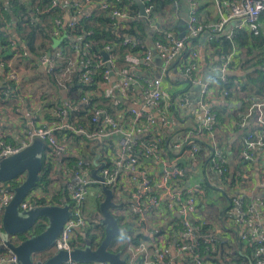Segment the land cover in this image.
<instances>
[{
    "label": "built area",
    "instance_id": "1",
    "mask_svg": "<svg viewBox=\"0 0 264 264\" xmlns=\"http://www.w3.org/2000/svg\"><path fill=\"white\" fill-rule=\"evenodd\" d=\"M214 3L222 9L220 19L217 22L203 26L196 17L195 11H197V7L194 4L186 20V34L181 39L173 38L168 33L165 34V43L157 42L152 45L156 54H159L164 62L174 61L180 51L183 50L187 42L186 39L196 37L201 32L208 33L209 41H216V37H220L232 21L236 22V24L224 35L225 38L232 39L235 35V30L241 28H247L254 35L258 34V20L260 15L264 13V0H214ZM96 8L105 10L108 8V4L99 3L96 5ZM145 12L148 17L149 9L146 7ZM109 14L118 19H127L126 13L122 11L112 10ZM67 21L68 18L65 17L64 24L73 27L74 23H67ZM54 24L60 26L62 22L60 19H56ZM129 43H131L130 39L124 41V44L128 45ZM12 49L15 52L18 51L14 45ZM77 50L78 47H74V55L71 58H66L65 53L56 49L40 56L35 61V64L26 62L8 63L6 79L14 83L15 88L13 92H16V94L13 97H9V94L3 93L5 94L4 99L11 100L14 98L17 101L22 89L27 90L29 88L33 90L30 92L34 99L35 109H42L47 102L46 96L52 91V87L50 88V85L44 81L32 83L27 80L28 76H36L34 65L37 68L44 67L46 71L55 70L53 77L57 80L58 88L62 90L64 87L62 84L66 78L78 69ZM105 52L108 55L106 61L100 55V57L96 56L94 61H92L93 64H89V60L82 63V71L79 74L80 83L90 84L95 69L103 65L106 67L107 64L112 66V55L109 47H105ZM27 55L26 52L22 54L24 57ZM150 57L151 52L148 50L144 58H142L145 65L149 64ZM231 61L232 56L229 54L222 57L220 65L215 66L214 72L220 75L222 82H225L226 76L224 72L229 69ZM178 69L191 87L200 86L197 104L203 111V120L201 124L195 127V132L191 135L203 136L209 140L212 137L216 121L215 115L208 103L207 84L206 82L200 83L197 77L194 76V72L197 69V54L195 52L190 53L186 60L178 63ZM111 71L107 69L104 78L109 79ZM2 72V65H0V74ZM118 76L123 77L121 84L124 88H127L136 81L130 75H126V73H118ZM160 83V78L151 77L140 84L142 101L133 104V108L126 111L125 118L128 120L126 121L128 122V126L127 124H120L113 116L99 109L94 110L90 119L91 123L96 124L93 130L87 131L81 125L72 126L67 123L66 117L68 111L71 108L73 109V107L66 101L63 107L57 111V117L61 119L60 122H43L40 113H35L33 118H29L27 129L17 142H7L9 134H4L0 131V159L22 151L34 140H39L44 144L43 157L44 155L48 157L53 155L69 156L73 149H75L73 148L74 142L71 137L60 136L59 134V132L66 129L87 139L102 137V140H106L107 138L109 140L112 138V135L118 136L115 147L111 148L107 156L109 164L106 167L104 163L100 167L97 180L93 181L90 177L91 160L87 161L79 157L75 165L71 167L67 165V168L63 169L67 177L63 191L69 199L70 216L54 242V251H70L73 248H78L73 243V238L75 232L85 229L89 223L88 217L84 214L83 204L90 185L98 184L107 189L109 187L113 188L119 177L122 174H127L130 180L129 210L131 213L138 215V220H135V224L141 226L142 235H149L150 237L153 235L150 231L149 222L151 210L158 212V217H160V212L164 216L166 213H171L172 216H176L179 219L181 226V239L176 243L163 245L162 248H160V235L157 237L158 248L155 245L151 246L147 243L148 241L144 240H139L136 244L126 241L125 252L128 255V262L131 263L133 260H136L134 264L137 261H139V264H181L180 260L188 258L190 264H209L204 261V253L200 250L197 237L199 227L204 225L205 221L194 217V214L198 210L197 197L198 195L205 197V191L201 184L189 185L183 189L179 185L184 178V170L179 162L181 159L193 158L198 151V147L191 146L188 149H183L182 143L176 142L172 145L175 153L171 157L164 158L158 152L160 150L158 149V143L162 138L157 128L158 121L156 116L164 105V103L162 104L164 102V95L161 91ZM220 95L224 98L226 92H222ZM1 100L2 98L0 97ZM21 101L19 100L18 102ZM83 102H85V99H83ZM179 102L180 105H184L188 104L189 100L184 95L181 96ZM252 112L254 113L255 123L260 126V132H250L243 141L244 150L242 156L247 160L252 159L253 151L257 149L264 155V104L253 102L247 111L246 118L250 117ZM49 113L53 114L52 109H49ZM12 114L19 115V108L17 106L12 109ZM243 125L244 122L242 121L240 128ZM143 126L147 127L146 131L152 129V137L147 140H137L135 133ZM204 131L207 132L204 133ZM186 136L190 135L187 134ZM105 143V141H102L101 146H104ZM208 161L210 168L220 177L226 179L228 172V168L226 167L227 159L216 144L211 146V150L208 153ZM151 162L157 164L159 168L158 172L151 168ZM24 178L25 174L22 173L14 179L11 185H8L9 188L7 186H0V264H17L15 255L4 245L1 218L4 206L13 196L12 190L19 186ZM237 190L239 188L235 187L234 196L231 195L230 202L234 208L240 227L239 237L246 242H256L258 244L256 254H264V226L261 225L264 215V201L248 198L245 203L243 196L235 192ZM30 197L28 196L27 199L22 200L18 206L19 210L30 209L31 202L34 201L33 196ZM194 222L197 223L194 224ZM203 243L214 244L212 235L207 236ZM167 249H170L171 253ZM62 264L76 263L68 260ZM257 264H264V259L257 260Z\"/></svg>",
    "mask_w": 264,
    "mask_h": 264
},
{
    "label": "trees",
    "instance_id": "2",
    "mask_svg": "<svg viewBox=\"0 0 264 264\" xmlns=\"http://www.w3.org/2000/svg\"><path fill=\"white\" fill-rule=\"evenodd\" d=\"M84 5L91 3L92 0H80ZM144 6L149 9L148 17L145 19V23L149 26L150 23L154 21V17L160 15L165 11V8L168 9L170 7V11L174 14H178L179 4H181V0H141ZM204 1V5L202 7H207L210 3L214 2V0H202ZM221 1V0H218ZM6 3V4H5ZM102 3L108 4V8L105 10L97 8L90 17L83 18L81 20H77L76 14L77 11L81 10L83 4L73 3L71 5L72 10L70 9L67 15L65 14L64 10L56 3L54 0H0V29L5 26L14 23L15 30L18 36V40H14L10 37L9 34L4 33L0 30V65H2L3 72L0 74V97L2 100L0 101V106L12 105L13 102L9 100H5V94H9V97H13L16 92H13L15 85L12 81L6 79V73L8 71L7 64L9 61L12 62H26L35 64V61L48 52H52L51 48V41L55 38L56 35H65L66 38L63 39L61 44L55 48L54 50L58 49L61 52L65 53L66 58L73 57L74 47H78L77 53L78 63H85L88 61L89 64H93L92 61L96 58V56L100 57L102 52H105V47H109L111 52L112 58V68L113 74L115 73H126V75H130L134 78L135 75L129 70L125 69L130 64V57L134 58V55L144 58L145 53L148 49L142 44L144 39L146 38V33L144 27L140 26L139 24H134L131 22H127L126 20H119L115 17H112L109 13L112 10H118L122 12H126L128 15H135L137 12V7L134 4H130L127 0L115 1V0H105ZM177 6V7H176ZM196 17L198 18L199 22L206 26L207 20L203 16L199 17L197 15V11H195ZM68 18V22L74 23L73 27H69L64 24V18ZM56 19H60L62 24L60 26H56L54 21ZM144 23V22H143ZM144 23V24H145ZM147 26V27H148ZM170 26V25H168ZM160 27V26H159ZM161 27H164L161 26ZM164 29V30H163ZM162 32L160 33L159 30H156L151 33V42L152 44H156L157 42L165 43V34L170 33L172 30L168 27L163 28ZM237 32L239 33L237 35ZM57 33V34H55ZM198 34L196 37H191L186 39V44L181 50L182 56L176 57L175 60L183 62L187 59L188 55L194 51L189 49V45L194 43H198L199 36L202 34ZM244 34V33H243ZM241 31L235 30V35L232 39L225 37H216V41L209 42L211 47L215 49V54L218 56L219 60L215 64L220 65L222 63V57L226 55H231L232 53L236 52V47L240 44V41H245L246 39L250 41V37L243 35ZM236 37V38H235ZM70 38L80 39L81 42L79 44L71 42ZM126 39H130L131 43L124 44ZM256 39H252L251 43L254 42ZM14 43V44H12ZM16 46L18 51L12 49V46ZM23 52H26L27 56H22ZM196 53V52H195ZM186 58V59H184ZM174 60V61H175ZM198 63V62H197ZM258 67V72L260 76V83L257 81L252 82L251 80L246 83H240L237 78L234 77H225V82L220 80V75L216 74L212 76L210 82L216 87V91L218 95L222 92H226L224 99L230 101L233 97L238 95V92H246L247 99L255 98V96L250 97V93L255 94L260 91L261 87L260 84L264 81V49L260 54V58L256 60V64ZM230 66H233V58L230 62ZM36 68V76L33 80L36 81H44L48 85L57 88L61 91V95H55L52 99L50 98L49 101L46 102L45 108L52 109L53 114L45 113L44 118L45 121L48 123L51 122H60L61 119L57 117V111H59L63 104L67 101L73 107V109L68 111V115L66 117V121L68 124L72 126L81 125L86 128L87 131H91L95 128L96 124L91 123L90 119L94 110L99 109L104 111L105 113H113L111 110V104L113 103L108 98L99 95L101 91L100 85L106 78H104L105 72L107 68L103 65L100 68L94 70L93 79L90 84H83L79 81V74L80 71H75L71 76L66 78L63 82V89L60 90L57 86V80L53 77V71H46L43 70L41 73L37 71L36 65H34V69ZM194 76H196V72H194ZM197 77V76H196ZM149 78H146V81ZM136 80V79H135ZM142 81V82H144ZM187 81V80H186ZM5 93V94H3ZM85 99V102H83ZM250 99V105L248 108H244L245 103H242L243 107L241 106V118L238 120V123H246L250 119H254V113H251V116L246 118V114L250 106L252 105L253 101ZM11 100H14L11 99ZM114 104V103H113ZM119 105V104H118ZM15 106H13L14 108ZM120 107V105H119ZM121 109V108H120ZM177 109L175 108L172 112L177 114ZM214 113V118L216 124L213 128L212 137H210L207 142H203L202 139L197 138L195 134L191 135L195 132L194 128H184L180 134L179 139L182 143L183 149H188L191 146H199L205 145L207 152L211 150V146L216 144V146L222 151L223 148L220 146L219 141L217 139V135L215 134L218 125H221L223 121L221 120V115L219 113ZM127 112L125 111V114ZM174 114V115H175ZM252 117V118H251ZM240 121V122H239ZM238 127V126H237ZM256 131H252L253 133L260 132V126L256 123ZM240 129V128H239ZM207 131H204L206 133ZM251 132V131H250ZM245 132L242 135V141L240 142L241 148L239 147V153H242L244 150V139L250 133ZM60 136L71 137L75 139L76 146H79L80 143L84 142L85 138L83 136H79L74 134L69 130H62L59 132ZM189 134L190 136H186ZM207 135V134H206ZM203 137V136H202ZM150 138V135L147 138L142 140H147ZM158 149H160V154L164 156V158H169L172 153V145L165 140H160L158 143ZM111 148L107 149L104 148L99 152H105L106 154L109 153ZM198 152V151H197ZM233 152V148H232ZM261 152V151H260ZM197 154V153H196ZM82 159L90 161L91 158L89 154L86 152L79 153ZM225 156V154L223 153ZM242 155V154H241ZM260 163L262 168V175L264 177V155L262 152L260 153ZM54 156H45L42 158V167L40 174L38 176V181L35 184L33 191H41L43 195L48 191L47 184L50 182L49 175L53 169V159ZM226 157V156H225ZM235 157V154H234ZM236 157L238 162L234 167V176L233 179L230 181V190L234 192L233 187H241L243 186V175L245 171L249 167L250 160L245 159L243 156L239 158V154L237 152ZM64 161L67 162L69 167L75 165L78 160L77 158H66ZM105 166L107 167L109 164V158L104 159ZM209 164V161H208ZM227 167V165H226ZM182 182V181H181ZM180 185V184H179ZM205 191V197L209 195L208 190L201 185ZM114 193V189L109 187ZM130 189V187H129ZM52 196L50 199L45 200V197H33V200L36 201L39 205H54L57 203V195L56 192L52 191ZM231 192V195H233ZM113 193V194H114ZM127 200L125 203L118 202L112 210L118 211V214H113L117 225L124 230L123 234L117 235L111 241V244L108 248V251L111 253H119L122 259H126L124 255V246L126 241L130 243L136 244L139 240L148 241L151 246V242L155 237H150L149 235H142V236H135L133 234L136 231V228L141 229V226H137L135 224V220H138V215H135L130 212L129 210V190H127ZM62 196V195H61ZM234 196V195H233ZM65 201L69 202V199L66 194H64ZM205 197L198 195V208L200 207L201 201L205 199ZM244 202L246 203L248 198L244 197ZM231 200V199H230ZM231 208H233L231 204ZM234 210V208H233ZM99 211V210H98ZM155 210H151L149 216L157 214ZM165 215L172 216L171 213H166ZM91 217V216H90ZM171 222L167 223L168 231L169 227H172L173 232H181V226L179 224V219L175 216H172ZM196 218V217H195ZM194 218V220H195ZM89 223L82 232V234H76V239H73V243L78 247H84L82 244L85 240H87L86 246L90 249H95L104 237V226L102 225V220L99 217L98 220H94L93 218L89 219ZM205 221L204 225L199 227V232L197 234L198 237V244L200 246V250L204 253V261L209 264H257V260H263L264 254L257 255L256 248L258 244L254 241L246 242L242 240L240 235V227L237 222V217L233 225H223L222 233H212L211 226L209 222ZM149 222L155 224V221ZM175 223V226L172 224ZM197 222H194L196 224ZM46 226V220L41 219L34 227L32 233L34 235L39 234L43 231ZM157 227V229L151 228L150 231L152 234L157 233L160 235V226H152ZM125 232H129L130 234H125ZM173 235V233H171ZM212 235L214 239V244H206L203 243L207 236ZM23 239V237L17 238L18 240ZM168 239V238H167ZM168 242V241H167ZM168 244V243H167ZM166 244V245H167ZM49 254H44L42 259L48 257ZM181 264H190L188 258H184V260H180Z\"/></svg>",
    "mask_w": 264,
    "mask_h": 264
},
{
    "label": "crops",
    "instance_id": "3",
    "mask_svg": "<svg viewBox=\"0 0 264 264\" xmlns=\"http://www.w3.org/2000/svg\"><path fill=\"white\" fill-rule=\"evenodd\" d=\"M54 1H56L57 4L64 10L66 15L70 9L72 10L71 5L73 3L83 4L80 0ZM103 1L105 0H92L91 3H88L86 5L83 4L81 10L76 12V14H78L76 16V19L81 20L83 18L90 17L91 14L97 9L96 5L102 3ZM117 1L122 2L123 0ZM127 1L137 7V12L135 15L126 14V21L134 23L136 25L139 24L140 26L144 27L146 38L144 39L142 44L148 50H150L151 48V46H148V43L151 42V33L156 30H159V28L161 33L163 28L167 29L169 27L172 30L170 32L172 37L177 38V28L181 24L183 27L185 26L191 7L194 4H196L197 7V15H200L199 17L203 16L205 20L202 17L201 18L204 21L207 20V24L217 22L220 19L222 13V9H220L214 2L210 3L207 7H202L205 3L202 0H181V4H179L178 9L175 8V10L178 11V14H174L173 12H171L170 7L168 9L165 8V11L163 13H160V15L158 16L156 15L154 17V21L148 26L145 23L146 18L139 16L138 6L132 0ZM258 22L259 31L256 35L247 30V28H241L237 30L241 31L242 34L244 33L243 35L248 36V38L250 37V41H248L247 39L245 41H240V44L236 47V52L232 53L233 66H229L228 70H232L233 72H235V74L230 77L237 78L239 82L243 84L248 83L250 80L252 82L257 81V83H260V76L257 70L258 67L255 64L256 60L260 58V54L264 49V13L260 15ZM235 24L236 22L234 21L228 24L223 34H221V37H224V35H226V33H228L234 27ZM163 25L164 27H161ZM0 30L6 34H9L12 39L18 40L14 23L5 26V28L2 27ZM238 34L239 33L237 32V35ZM62 36L63 35H56L54 39H59ZM252 39L256 40L251 43ZM71 42L79 44L81 40L74 38ZM209 42L213 41H209L208 33L204 32L199 36L198 43L189 45V49L196 52L197 54L198 63L196 69V76L200 83L206 82L207 84V97L209 98V107L215 113H219L221 115V120L223 121L221 125H218L215 134L217 135V139L219 141L220 146L223 148V153L225 154L227 159V168L229 170V158H232L233 162H235L236 165V163L238 162V159L236 157L237 152L239 154V158H241L242 156V153H239V147L241 148L240 142L242 141V135L245 132L256 131L257 128L255 120L252 117V119L244 123L242 128H240V123H238L237 125V122L241 118L240 116L242 114L241 106L243 107V105L241 101L245 103L244 108H248V106L250 105L249 103L251 98L249 100L246 98L248 96L246 92H238V95H236V97H233L230 101H227L221 95H218L214 83L212 84L210 82L212 76L216 75L214 69L216 68L215 64L218 62L219 58L214 52L215 49L211 47V44H209ZM54 49L55 48H52V50ZM180 54L181 52L178 55L179 58L180 56H182ZM156 55L157 56L155 58L150 57V62L147 65L144 64L142 58L136 55H134V58L130 57V64L125 69H129L133 73V75H135L133 79H136V81L130 84L127 88H124L121 84L123 77L118 76V73L115 72L113 74V72L111 71L113 70V68L109 65L111 75L109 76V79H106V81L101 83V91H99V95L108 98L114 103L111 104V110L113 111V113L111 112L109 113V115L113 116L114 119H116L120 124H127L128 126V122H126L128 120L127 118H125V111L132 109L133 104L142 101L140 84L146 78H160V88L164 95V102H162V104L164 103V105L160 108V112H158L156 116L158 121L157 128L159 130V135L162 140L166 139V141L169 142L170 145H173L174 143L181 141L179 139V134L184 128H194L202 123L203 111L197 104L200 88L197 89V87L195 86L191 87L190 84L184 78V76L180 73L178 69V63L180 62L178 61L179 58H177V60L175 61L164 62V60H162L159 54ZM157 61H159L160 64H157ZM8 63L16 64L12 61H9ZM82 65L83 64L79 62L78 69L76 71L82 70ZM43 70L44 67H40L37 69L39 73H41ZM34 78L35 77L33 75L28 76L27 80L34 83L36 82V80H33ZM51 87L52 86L50 85V88ZM260 87V91L255 94L250 93V97L254 95L255 98L251 99L253 102H261L264 104V81L260 84ZM30 91L33 90L29 88L27 90L22 89L19 94V99L17 101L9 100L10 102H13L12 105H6L3 107L0 106V131L4 134H9L10 137H7V142H17L19 140V138L27 129V123H29V118H33L35 116V113H40L42 121L46 122L44 115L45 113H49V108L43 107L42 109H35L36 106L34 105V99L31 96L32 93ZM55 95H61V91H59L55 87H52V91L49 93L48 96H46V100L49 101V99H52L53 97H55ZM184 95L188 98L189 103L180 105V98ZM19 100L22 101L18 102ZM118 104L120 105V107ZM13 106H17L19 108V115H11ZM175 108L177 109V114L172 112ZM146 130V126L141 127L139 130L136 131L135 138L137 140H142L144 138H147L149 135L151 138L152 129H148V131ZM111 137L112 138L109 140L108 138L106 140H102V137H98L96 139L85 138L84 142H78L80 143L79 146H76L75 139H72V141L74 142L73 148L75 149H73L69 156L64 157L62 155H53V169L56 166L55 173L57 175L55 180L53 178V180L55 181L53 189H56L53 191L56 192L57 195L59 194L57 198V203H55L54 205L63 206L67 203V201L64 200L65 197H63L65 194L63 189L67 179L66 174H64L63 172V169L67 168V162L64 160L68 157L79 158V153L82 152H86L87 154H89V156L92 154L90 156L92 162L90 169V177L93 181H95L97 180L100 167L104 164V159L108 156V154H106L105 152L101 153L99 151L104 148H114L118 140V136L116 135H112ZM197 138L202 139L203 142H207L208 140L206 137L202 136H197ZM102 141L106 142L104 146H101ZM42 145L44 146L43 143ZM171 151L172 153L169 156H172L175 153L173 149ZM158 152L160 154V150H158ZM260 153L261 152L258 149L253 151V156L250 160L249 167L243 175V186H237L239 190L235 192L246 198L264 201V177L262 175ZM160 156L162 155L160 154ZM150 164L151 168L158 172L159 168L157 164L154 162H151ZM179 164L184 170V178L182 179V182H180V188L183 189L189 185L201 184L208 190L209 193V195L201 201L200 207L198 208L196 214H194V217H196V219H204L209 222L211 226V231L214 234L222 233L221 230L223 228V225H233L236 219V213L233 208H231V202L229 201L231 198V192H233V190H230V181H228L227 177L226 179L220 177L210 168V165L208 164V152L205 148V145H199L198 152L193 158L190 157L186 160L181 159ZM13 181L14 180L10 181L9 184L0 182V186L11 185ZM129 181L130 180L128 175L122 174L113 187L115 193L111 189H109L112 192V204L114 206L118 202H126L128 195L127 190H129L130 187ZM52 193L53 192H50L48 190L43 195L41 191H33L30 192V196L45 197V200H47L51 198ZM103 198L104 193L101 191V186H99L98 184H91L88 189V194L86 196L85 202L83 204L84 214L89 219L93 218L94 220H98L100 217L102 220V215L98 210L99 204L101 203ZM113 207L109 209V212L112 216L113 214H118V211L112 210ZM149 219L151 221H155V224L150 223V228H154L152 227L154 225L160 226V248H162L163 245H166L167 243H176L178 240L181 239L180 232L177 233L174 232V230L173 232H171L173 233V235H171L170 231L172 230V227H169L168 231L169 224L167 225V223L171 222V220L173 219L172 216H164V214L160 212V217H158L157 214H154L149 216ZM175 225V223L172 224V226ZM261 225L264 226V215ZM154 229H157V227H155ZM83 231L84 229L75 232L73 239H76V234H82ZM135 233H138V235ZM141 233L142 230L138 228H136V231L133 232L135 236H142ZM158 236L159 235H157V233H154L151 236L155 237L153 239V242L151 243L157 246V248L159 245V243H157ZM86 243L87 240H85L82 244L85 245ZM147 243L149 244V242ZM121 244L124 245L125 243L121 242ZM167 251L171 253L170 249H167ZM124 255L126 258L124 260L126 264H134L136 260H133L131 263L128 262V255L125 252V246ZM136 264H139V261H137Z\"/></svg>",
    "mask_w": 264,
    "mask_h": 264
},
{
    "label": "water",
    "instance_id": "4",
    "mask_svg": "<svg viewBox=\"0 0 264 264\" xmlns=\"http://www.w3.org/2000/svg\"><path fill=\"white\" fill-rule=\"evenodd\" d=\"M132 1L139 8V16L147 18L145 7L141 0ZM186 31V24L184 27L182 24L179 25L177 28V39H181L186 34ZM65 38L66 36L63 35L59 39H52V48L58 47ZM70 40L73 41V38H70ZM148 44V46H151V57L155 58L157 55L152 48V43L149 42ZM101 55L104 61L108 59L106 53L102 52ZM156 63L160 64L159 61ZM106 67L110 70L109 64ZM234 74L235 72L232 70L224 72L226 77ZM110 75L111 72L109 73ZM195 87L197 89L200 88L198 85ZM44 150L45 146L39 140H34L22 151L0 159V182L8 183L20 174H25L22 183L12 190L13 196L4 206L1 218L4 245L15 255L17 264H62L68 260L76 264H126L119 253L108 251L114 237L124 233V230L117 225L115 218L109 212V209L114 206L112 204L111 190L101 187L104 198L99 204V212L102 215L101 223L104 226V237L95 249H90L85 244L82 248H73L70 251L53 250L54 242L70 216V204L66 203L63 206L38 205L36 201H32L30 209L23 211L18 209L22 200L30 196V192L38 181ZM229 160L227 178L228 181H231L234 176L235 162H233L232 158H229ZM41 219L46 220V226L42 232L34 235L32 231ZM125 234L130 233L125 232ZM135 234L138 235V233ZM19 237H23V239L17 241ZM44 254L49 255L42 259Z\"/></svg>",
    "mask_w": 264,
    "mask_h": 264
},
{
    "label": "rangeland",
    "instance_id": "5",
    "mask_svg": "<svg viewBox=\"0 0 264 264\" xmlns=\"http://www.w3.org/2000/svg\"><path fill=\"white\" fill-rule=\"evenodd\" d=\"M56 168V166H55ZM55 168L52 169L50 175H49V179H50V182L47 184V190H49L50 192H52L53 190H56V189H53V186L55 185V178L57 177L56 173H55ZM54 178V180H53ZM10 182L6 183V184H9ZM57 186V184H56ZM55 188V187H54ZM27 199V197H26ZM96 207V206H95Z\"/></svg>",
    "mask_w": 264,
    "mask_h": 264
}]
</instances>
